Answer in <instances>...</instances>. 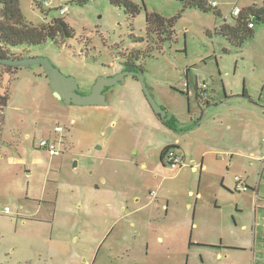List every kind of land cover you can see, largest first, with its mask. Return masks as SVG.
Returning a JSON list of instances; mask_svg holds the SVG:
<instances>
[{"label":"rangeland","instance_id":"1","mask_svg":"<svg viewBox=\"0 0 264 264\" xmlns=\"http://www.w3.org/2000/svg\"><path fill=\"white\" fill-rule=\"evenodd\" d=\"M44 1L49 4L42 5ZM64 1L19 0V7L24 21L34 27L62 17L73 28V38L10 47L8 54L48 59L74 77L83 94L98 77L134 64L181 133L155 126L135 77L107 89V106L82 107L56 98L39 66L19 68L15 74L0 68V93L11 84L0 129V264H60L62 244L68 248L62 239L66 234L76 243L70 249L84 250L82 259L88 264H222L216 257L221 251L201 242L232 231L238 198L227 186L233 188L235 176L248 173L253 178V172L244 159L228 169L220 152L238 136L240 117L232 119L230 132L215 130L210 122L201 127L211 121L207 115L219 112L202 103L219 106L229 99L228 110L240 113L237 106L243 101V140L258 147L264 137V23L254 22L253 36L240 48L214 35V29L232 7L260 6L262 0H207L217 3L220 17L186 9L171 36L146 35L145 10L170 18L181 10L177 0H128L141 7L133 19L109 0H74L60 15L55 8ZM202 83L209 97L198 101L199 107L194 92ZM56 126L64 129L61 135L54 133ZM47 139L62 141L59 156L50 157L38 147ZM223 139H228L224 145ZM167 140H178L184 155L180 168L160 162ZM101 174H111L120 188L135 189L140 205L152 206L127 222L98 211V198L88 187L100 184ZM87 203L91 207L84 211ZM223 254L232 263V254Z\"/></svg>","mask_w":264,"mask_h":264},{"label":"crops","instance_id":"2","mask_svg":"<svg viewBox=\"0 0 264 264\" xmlns=\"http://www.w3.org/2000/svg\"><path fill=\"white\" fill-rule=\"evenodd\" d=\"M197 86L198 85L196 84V87ZM186 91L188 94V89ZM195 92L194 99L199 107H201L203 104L209 109L214 107L219 108L218 113L212 114L211 116L207 115L206 120L211 119V121H204L201 124V127H204L210 122L213 124L215 130L224 129V131L230 132L233 130L232 119L240 117L236 126L238 136L235 135L234 138H231L229 141L228 139L222 140L223 145L228 141L226 146L230 147L220 150V152L223 153V156L225 157L223 159V163L224 166L228 165V169H232L234 165H242L244 159L248 161L247 165L250 168V171L256 174L254 176L252 173L253 178L251 175H248V173H246L244 176H239L245 180V183L248 187V190L245 192L239 193L235 191L234 178L233 188L231 186H227L226 191L233 194L232 191L234 190V192L237 193L235 197L238 198V201L236 202V212L238 213V217L237 222L235 223L234 227H232V231L229 232L227 236H221V238L217 237L213 242L210 241L201 243H203L206 248L218 249L221 251V254L216 257L219 258V262H222V264H227L223 253L228 251L233 256L232 263L229 264H264V137L260 140V143L257 144L258 147H252L254 145L252 142L247 143V141L245 142L243 140V101H241V103H239L237 106L239 110L241 109L240 113H232L228 109L232 106L233 101L227 99L224 102H220L219 106L211 101H207L206 104L201 102L202 104L200 105V102H198L200 100L196 99ZM143 96L144 95H142L141 101L145 102L146 99H144L145 97ZM146 104L150 108L152 114H154L147 101ZM200 109L202 110V108ZM1 115L2 121L0 123V129L4 121V111ZM153 117L154 124L157 128H164L167 131L173 132L166 128L162 122L159 121L155 114ZM168 145L176 146L180 150L178 140L173 142L171 140H167L165 146ZM243 145L249 147L247 150L248 152L244 149ZM104 146L105 143L97 146L99 147L97 149H101ZM250 148L254 149L250 150ZM219 160L222 162V158H219ZM200 166L201 168H206V165L203 164V162ZM192 170H195V168ZM100 176H102L100 184H97L94 187L92 185L88 187V193L96 194V197L98 198L94 204L98 211L102 210L104 214L109 215L111 218H114L117 221L123 220L127 222L132 219L131 217L134 214L145 209L146 207L148 208V206H152L150 202L145 205H140V203L136 201L135 189L128 186L126 187L125 185L120 188V186H118L119 180L116 184H114L113 176L111 174H101ZM91 204L92 203H87L85 205L84 211L88 210L91 207ZM198 228L199 224L195 223V229L197 230ZM62 239L66 242V246H68V248L65 247L64 243L62 244L64 249H61V251L58 252L60 256V264H88L85 259H82L86 256L84 250L74 248L70 249L72 246L76 245L70 234L64 235Z\"/></svg>","mask_w":264,"mask_h":264},{"label":"trees","instance_id":"3","mask_svg":"<svg viewBox=\"0 0 264 264\" xmlns=\"http://www.w3.org/2000/svg\"><path fill=\"white\" fill-rule=\"evenodd\" d=\"M87 0H75L77 4L85 3ZM181 4V10L173 17L165 18L155 12H147L145 10L146 35L157 34H173L174 25L177 19L186 9H197L201 12H212L215 16L220 17L216 8L209 5L207 0H177ZM74 2V1H73ZM109 2L117 7H120L131 18H135L141 11V7L128 0H109ZM59 11L58 8H55ZM229 23L225 19L222 24L214 29V35L222 36L232 46L240 48L244 41L253 36V29L248 27L249 23H264V0L261 5H251L241 9V13L236 18H231ZM73 38V28L62 18L54 17L48 23L34 27L24 21L23 15L19 7V0H0V57L15 58L8 54V48L19 46H38L47 42L55 44L63 43ZM227 50H224L226 53ZM0 68L6 72L16 73L19 68H12L0 65ZM133 68V67H132ZM141 71V69H137ZM14 76V75H13ZM12 81V80H11ZM11 87V84H10ZM9 89H3L0 93V112L4 111L9 99ZM195 97L197 95V87L195 89ZM243 95V94H242ZM157 116V115H156ZM159 121L171 131H178L176 120L173 116L167 122H163L159 116ZM2 121V117L0 123ZM178 149L176 146H165L160 152V162L163 164L164 154L168 150ZM179 150V149H178Z\"/></svg>","mask_w":264,"mask_h":264},{"label":"water","instance_id":"4","mask_svg":"<svg viewBox=\"0 0 264 264\" xmlns=\"http://www.w3.org/2000/svg\"><path fill=\"white\" fill-rule=\"evenodd\" d=\"M0 65L12 68H30L31 66H39L42 68L49 86L56 98L63 101L66 105L75 106H95L105 107L108 105L107 99L103 91L118 83H124L127 76L135 77L140 84L142 93L151 107L153 113L160 117L163 122L171 119L166 110L158 105L153 99L149 89L145 84V80L141 71H122L110 77H98L92 85L88 94H82L72 76L64 75L57 67L44 57H27V58H1ZM204 114H202L203 117ZM201 117V118H202ZM200 120L198 121V123ZM197 123V124H198ZM177 124V122H176ZM197 124L195 127H197ZM174 132V131H173ZM180 134L179 132H174ZM99 148V147H97ZM75 166V163H74Z\"/></svg>","mask_w":264,"mask_h":264},{"label":"built area","instance_id":"5","mask_svg":"<svg viewBox=\"0 0 264 264\" xmlns=\"http://www.w3.org/2000/svg\"><path fill=\"white\" fill-rule=\"evenodd\" d=\"M74 0H65L63 5H60L58 7L59 9V14L60 15H65L67 13V9H68V5L73 2ZM90 1H94V0H90ZM44 6H47L49 4V2L44 1L42 3ZM209 5L213 8H215L217 5L215 2H210ZM241 13V9H239L237 6L232 7V9L230 10L229 14H228V18H236L239 16V14ZM248 27L253 29L254 28V24L253 23H249ZM197 95L199 100L202 99H206L207 97H209L208 93H207V87L204 83L201 84L200 87L197 86ZM1 115V112H0ZM64 132V129L62 127L56 126L54 128V133L56 134H62ZM63 138V137H61ZM62 141L57 142L55 139H47V140H41L38 143V147L40 149L45 150L51 157H56L59 156L61 151L59 149V144H61ZM163 162L164 164L173 167V168H180L183 164H184V156L182 155V153L178 150V149H173V150H168L165 154H164V158H163ZM234 181H235V191L236 192H245L248 190V187L245 183V180H243L241 177L239 176H235L234 177Z\"/></svg>","mask_w":264,"mask_h":264},{"label":"flooded vegetation","instance_id":"6","mask_svg":"<svg viewBox=\"0 0 264 264\" xmlns=\"http://www.w3.org/2000/svg\"><path fill=\"white\" fill-rule=\"evenodd\" d=\"M132 65H134V64H128V63H126V65L124 66V68H123V70L122 71H138L137 69H135V68H132L133 66ZM121 71V72H122ZM107 89L108 88H106L104 91H103V93L105 94V92L107 91ZM89 93V92H88ZM88 93H86V94H88ZM83 94V93H82Z\"/></svg>","mask_w":264,"mask_h":264},{"label":"bare ground","instance_id":"7","mask_svg":"<svg viewBox=\"0 0 264 264\" xmlns=\"http://www.w3.org/2000/svg\"><path fill=\"white\" fill-rule=\"evenodd\" d=\"M255 191V190H254Z\"/></svg>","mask_w":264,"mask_h":264}]
</instances>
